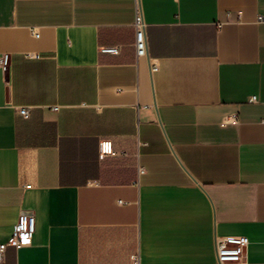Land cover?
Listing matches in <instances>:
<instances>
[{
  "label": "crops",
  "instance_id": "crops-1",
  "mask_svg": "<svg viewBox=\"0 0 264 264\" xmlns=\"http://www.w3.org/2000/svg\"><path fill=\"white\" fill-rule=\"evenodd\" d=\"M3 54L1 264H264V0H0Z\"/></svg>",
  "mask_w": 264,
  "mask_h": 264
},
{
  "label": "built area",
  "instance_id": "built-area-1",
  "mask_svg": "<svg viewBox=\"0 0 264 264\" xmlns=\"http://www.w3.org/2000/svg\"><path fill=\"white\" fill-rule=\"evenodd\" d=\"M135 40L134 47L138 56H145L147 53V44L145 38V23L142 18L141 10L136 1V10L134 18ZM104 51L117 53V47H106ZM8 64V54L0 56V67L4 70ZM152 70H157V65L152 66ZM255 100V96L251 97V101ZM21 115H26L27 110L22 108L19 110ZM228 120V119H227ZM110 152V144L107 141L99 143V155L103 157ZM35 230L34 216L31 213L22 212L19 214L15 224L13 225L12 234L9 240L0 244V264L4 259V254L7 246L11 245L15 248H20L28 244ZM248 244V238L244 235H224L216 239V264H249L244 259V248ZM133 264H137L136 258Z\"/></svg>",
  "mask_w": 264,
  "mask_h": 264
}]
</instances>
